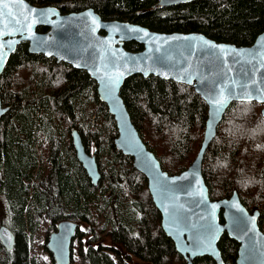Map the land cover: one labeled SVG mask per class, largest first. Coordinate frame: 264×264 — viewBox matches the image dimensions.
I'll use <instances>...</instances> for the list:
<instances>
[{
  "label": "trees",
  "instance_id": "1",
  "mask_svg": "<svg viewBox=\"0 0 264 264\" xmlns=\"http://www.w3.org/2000/svg\"><path fill=\"white\" fill-rule=\"evenodd\" d=\"M28 1L56 6L63 13L93 7L104 19L138 22L168 33L197 31L237 45H251L264 31V0H192L171 7L160 6L158 0ZM125 47L143 49L134 41ZM0 90L3 104L10 106L0 119V226H9L16 235L11 251L0 239V264H40L30 248L45 216L52 231L63 220L89 226L88 231L77 230L79 264H137L133 259L185 263L163 231L146 176L134 167L132 157L116 148V121L85 70L31 54L22 43L0 76ZM121 96L163 169L170 174L186 170L199 152L208 118L207 102L194 86L137 74L125 82ZM262 108L255 101L230 105L202 171L212 199L237 191L250 212L260 211L264 230ZM74 129L97 157L102 173L98 185L77 158ZM219 248L225 264H236V240L225 234ZM72 264H77L76 256ZM195 264L217 262L205 256Z\"/></svg>",
  "mask_w": 264,
  "mask_h": 264
},
{
  "label": "water",
  "instance_id": "2",
  "mask_svg": "<svg viewBox=\"0 0 264 264\" xmlns=\"http://www.w3.org/2000/svg\"><path fill=\"white\" fill-rule=\"evenodd\" d=\"M190 1L158 0L162 7ZM3 3L8 5L3 8L4 21L11 20L8 15L11 11L20 25L10 23L4 30L15 34L0 37V42L14 41L5 43L6 59L0 76L10 57L22 43H27L31 54H42L85 70L96 81L99 99L116 121V148L132 157L134 167L146 176L161 213L163 231L183 256L184 264H195L197 258L205 256L212 257L217 264H225L219 248L225 234L239 243L236 264H264L260 211L250 212L237 191L229 198L212 199L202 171L205 154L233 102L263 104L264 117V31L251 45H237L197 31L168 33L138 22L104 19L93 7L63 13L56 6L37 5L28 0L22 3L3 0ZM40 27L47 30L39 31ZM131 41L141 44L143 49L128 50L125 43ZM137 74L194 86L207 102L208 118L201 147L191 165L179 174L163 169L141 137L121 96L125 82ZM230 91L236 94L235 98H230L217 112L213 99L221 92L228 96ZM9 110L10 106L3 104L0 90V119ZM72 139L78 160L93 184L98 185L102 173L97 157L87 151L78 129L72 131ZM78 228L77 222L63 220L50 234L47 249L55 264L73 263V241ZM0 239L7 250H13L16 235L9 226H0Z\"/></svg>",
  "mask_w": 264,
  "mask_h": 264
},
{
  "label": "rangeland",
  "instance_id": "3",
  "mask_svg": "<svg viewBox=\"0 0 264 264\" xmlns=\"http://www.w3.org/2000/svg\"><path fill=\"white\" fill-rule=\"evenodd\" d=\"M79 224V223H78ZM51 220L45 216L44 221L42 222L41 228L37 230V233L32 236V245L30 248L31 255L40 262V264H55L53 257L49 250L47 249V239L49 238L50 234L55 230L52 231L51 228ZM81 231H88L89 226L87 224H82L79 226ZM76 237H78L76 235ZM73 241V258L76 256L77 264H79V257H78V249H79V241L77 239ZM88 237H85L83 241L87 242ZM124 254V250H122ZM133 262L137 264H148L144 263L140 260L133 259Z\"/></svg>",
  "mask_w": 264,
  "mask_h": 264
},
{
  "label": "snow or ice",
  "instance_id": "4",
  "mask_svg": "<svg viewBox=\"0 0 264 264\" xmlns=\"http://www.w3.org/2000/svg\"><path fill=\"white\" fill-rule=\"evenodd\" d=\"M20 3H22V0H20ZM8 5L7 4H4L3 3V0H0V25H2L3 27H0V37H3V36H11V35H14L15 33L13 32H10V31H5L4 29H7L8 28V25L10 23H15L17 25H20V20L16 18V16H13L11 11H9L8 15L11 17V20L5 22L3 17H4V11H3V8H7ZM32 11H35V10H32ZM23 19L25 21L28 20V17L27 16H23ZM30 27V25H29ZM5 43L7 44H12L14 43V41H6V42H0V68L3 67V63H4V60L6 59V54H5V51H4V48H5ZM244 93H241V95H243ZM250 95V94H249ZM236 94L233 93V92H229V95L228 96H224L223 92H221L217 98L213 99L212 103L213 105L216 107V111L219 112L221 111L228 103V100L230 98H235Z\"/></svg>",
  "mask_w": 264,
  "mask_h": 264
}]
</instances>
